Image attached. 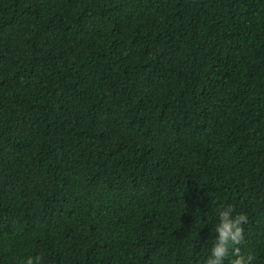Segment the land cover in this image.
Returning a JSON list of instances; mask_svg holds the SVG:
<instances>
[{
    "label": "trees",
    "instance_id": "16d2710c",
    "mask_svg": "<svg viewBox=\"0 0 264 264\" xmlns=\"http://www.w3.org/2000/svg\"><path fill=\"white\" fill-rule=\"evenodd\" d=\"M221 205L264 264V0H0V264H205Z\"/></svg>",
    "mask_w": 264,
    "mask_h": 264
},
{
    "label": "clouds",
    "instance_id": "9594fccd",
    "mask_svg": "<svg viewBox=\"0 0 264 264\" xmlns=\"http://www.w3.org/2000/svg\"><path fill=\"white\" fill-rule=\"evenodd\" d=\"M201 217L205 218L201 223L208 224L206 215ZM247 222V215L237 213L233 206H219L215 224H208L213 226V239L205 243L209 246L205 264H256V256L251 252L242 254L240 248L245 240L244 225ZM22 264H43V257L40 254L28 256Z\"/></svg>",
    "mask_w": 264,
    "mask_h": 264
}]
</instances>
